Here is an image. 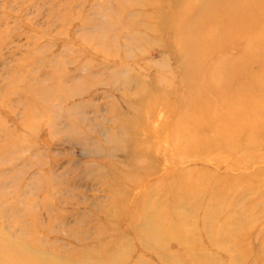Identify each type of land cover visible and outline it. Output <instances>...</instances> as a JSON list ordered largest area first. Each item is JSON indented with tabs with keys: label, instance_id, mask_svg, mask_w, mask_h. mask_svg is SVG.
<instances>
[{
	"label": "rangeland",
	"instance_id": "rangeland-1",
	"mask_svg": "<svg viewBox=\"0 0 264 264\" xmlns=\"http://www.w3.org/2000/svg\"><path fill=\"white\" fill-rule=\"evenodd\" d=\"M162 1L166 10L184 4ZM194 3L202 11L204 2ZM154 7L153 0H0V250L33 264H167L179 252L204 253L206 264L245 253L235 264H264V141L213 154L172 146L174 110L189 94L179 74L195 37H185L177 55L169 15L157 21ZM222 50L200 61L195 83L204 84L219 57L243 61L245 74L264 83V66L235 45ZM245 74L240 81L259 97ZM37 86L45 91L36 94ZM184 172L199 190L174 202L172 175ZM138 201L166 230L161 239L139 214L129 223ZM184 228L189 241L179 235Z\"/></svg>",
	"mask_w": 264,
	"mask_h": 264
},
{
	"label": "bare ground",
	"instance_id": "bare-ground-1",
	"mask_svg": "<svg viewBox=\"0 0 264 264\" xmlns=\"http://www.w3.org/2000/svg\"><path fill=\"white\" fill-rule=\"evenodd\" d=\"M183 1L184 4H180L176 9L166 10V8L171 5H166L162 0H153V4L155 5L153 12H156L157 21L164 23L162 18L165 15H169L170 27L168 29H170L173 34L175 33L173 43L177 47V55H181L182 53L185 41L184 38L190 36L195 37L193 49L185 51V71H183L182 68L181 71L183 72L179 74V76L182 75L181 77L186 81L187 85L185 87L186 91H183L184 95L187 93L189 94L185 100H183V95H181L180 103H177L178 105L174 110V115L172 114L174 118L171 122V129L173 126L176 128V131H171L170 133L172 146L176 147L177 150H201V152L204 150L206 154H213V152L217 150L220 151L219 149L221 148L230 152L243 143H249V145L251 144L253 146H256L255 144H260L264 141V83L261 84L260 80L256 77L253 76L251 78V75L245 74L248 64H243L239 67L243 61L234 62V59L219 57L214 66L203 74V85L195 83L194 80L190 78V75L196 72V68L199 69L200 61L206 58L212 50H214L213 54L218 50L222 52V48H226L228 45H235L238 47L241 56H244L247 62L257 61L262 67L264 66V0H200V2H204V4H200L202 6V11L196 9L194 0ZM191 5L192 9L189 10L188 7ZM169 10H171L170 13L167 12ZM197 10L199 12H197ZM193 16H196L195 27H189L188 22ZM244 74L247 78L252 80V84L258 90L260 98H255V96L250 94L251 91L247 90L248 88L246 85L242 84L243 82L240 81L239 77L241 75L244 76ZM170 84L171 80H166L164 85L170 87ZM182 84L184 83L182 82ZM234 84L237 85L235 90H233ZM176 86L178 89V84ZM176 88L175 90H177ZM150 90H153V88ZM29 91L33 92L34 87L29 88ZM44 91V88L37 86L35 92L38 94L37 92L40 93ZM160 91H162V89ZM180 92L181 91L178 93ZM142 101H138L137 107H140V117L143 115V113H140L144 103ZM140 117L138 116V118ZM138 126V122L133 124L132 131L136 130ZM209 132H214L215 137L212 138ZM139 149L140 146H135L134 144L132 151L135 153ZM218 153L215 155H218ZM224 154H226V152ZM233 163H235V161ZM176 165H178V163ZM254 180H257V177H255ZM260 181L264 183L263 178H260ZM215 186L214 192L218 191L220 188V186L216 184ZM194 190L195 192L199 190L198 180L189 178L187 173L184 172L172 175V183H170V188L167 193L174 198V202L185 203L191 191ZM206 197L209 201H217V198H214L213 194H209ZM149 210L151 209L146 206V203L142 204L138 201L135 209L136 215L133 214L129 223L135 221L139 214V216L144 217L147 221H145V225L141 224L142 227L145 228L146 226L152 237L161 239V237L165 235L166 230H163L162 227L158 225L160 224L159 222L155 224L151 221L155 216ZM263 216L264 211L259 214V217ZM171 221L172 220H170V222ZM251 223H253V221ZM170 230L173 231L169 233V235L178 239L176 230L173 228ZM190 234L191 232L184 228L182 234L179 235H181L182 238L185 236L189 241L190 238L188 236ZM6 249L0 250V257L5 262L14 264L21 261L25 264H33L29 263L30 261L26 259L21 260L18 257L16 258L12 253H7ZM197 255L198 254L188 255L179 252L174 254V257L170 258L171 260L169 262L167 261V264H178L182 260L186 262L192 261V264H194V262H196V264H206L205 262L208 261V257H206L204 253ZM242 255H245V253H234L230 255L227 258V264H235V260ZM113 258L117 259L116 257Z\"/></svg>",
	"mask_w": 264,
	"mask_h": 264
}]
</instances>
